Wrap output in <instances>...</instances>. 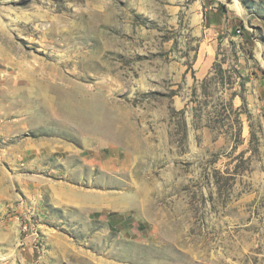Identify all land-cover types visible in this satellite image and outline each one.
Returning a JSON list of instances; mask_svg holds the SVG:
<instances>
[{"label": "rangeland", "instance_id": "rangeland-1", "mask_svg": "<svg viewBox=\"0 0 264 264\" xmlns=\"http://www.w3.org/2000/svg\"><path fill=\"white\" fill-rule=\"evenodd\" d=\"M0 264H264V0H0Z\"/></svg>", "mask_w": 264, "mask_h": 264}, {"label": "bare ground", "instance_id": "bare-ground-1", "mask_svg": "<svg viewBox=\"0 0 264 264\" xmlns=\"http://www.w3.org/2000/svg\"><path fill=\"white\" fill-rule=\"evenodd\" d=\"M9 44H10V42H9ZM5 52H6V51H5ZM8 52H13V50H12V49H9V47H8ZM6 53H7V52H6ZM50 81H51V80H50ZM52 82H53V81H52ZM49 88H50V87H49ZM52 88H53V87H52ZM55 91H56V90H55V88H54V89H52L51 92H52V93H55Z\"/></svg>", "mask_w": 264, "mask_h": 264}]
</instances>
